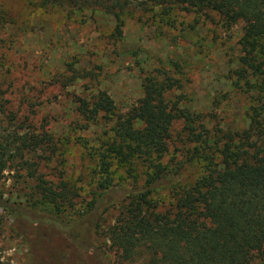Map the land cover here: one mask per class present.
I'll return each mask as SVG.
<instances>
[{"label":"trees","instance_id":"obj_1","mask_svg":"<svg viewBox=\"0 0 264 264\" xmlns=\"http://www.w3.org/2000/svg\"><path fill=\"white\" fill-rule=\"evenodd\" d=\"M38 2L69 13L101 9L115 18L117 35L126 15L162 24H175L179 13L242 21V69L237 75L247 84V77L254 78L249 88L258 95L247 112V127L236 130H223L212 119L213 127H207L204 113L179 106L182 98L173 92L183 88L180 79L163 66L142 75V96L125 112L104 90L90 98L74 96L85 128L98 120L113 124L111 134L104 131L96 146L79 139L91 163L86 178L90 197L78 213L81 219L58 215L75 206L74 182L63 176L48 181L37 163L31 168L24 158L27 151L46 148L52 159L57 143L46 134L28 141L18 136V142L0 138V173L8 162H16L18 176L28 170L39 195L38 203L27 209L0 197V210L27 244V262L116 264L93 238L101 228L99 213L114 207V225L104 227L102 236L121 261L142 257L143 264H264V0ZM82 74L95 78L94 73ZM178 123L181 128L174 135ZM179 142L182 159L179 148L170 150Z\"/></svg>","mask_w":264,"mask_h":264},{"label":"rangeland","instance_id":"obj_2","mask_svg":"<svg viewBox=\"0 0 264 264\" xmlns=\"http://www.w3.org/2000/svg\"><path fill=\"white\" fill-rule=\"evenodd\" d=\"M39 3L0 0V138L18 142V136L28 141L46 134L57 143L52 159L46 148L27 151L24 158L31 168L37 163L38 172L48 181L63 176L78 188L75 206L58 214L62 219H79L90 197L86 178L91 163L79 139L96 146L104 131L111 134L113 125L98 120L85 128L74 96L90 98L104 90L125 112L142 96V75L163 66L180 79L183 88L173 92L182 98L179 106L204 113L207 127H213L209 119L217 120L223 130L247 127V112L258 94L249 88L254 78L247 77V84L237 75L242 69V21L179 13L175 24H162L126 15L117 35L115 18L101 9L69 13ZM82 72L94 73L95 78ZM181 144L175 143L170 150L179 148L177 155L182 159ZM16 166L8 162L0 173V197L27 209L38 203L36 182L26 176L28 170L20 171L19 177ZM117 215L114 207L99 213L101 228L93 237L95 243L111 262L143 264L142 257L121 261L105 244L103 228L114 225ZM12 226L11 217L0 210V263L35 264L27 262V244Z\"/></svg>","mask_w":264,"mask_h":264}]
</instances>
